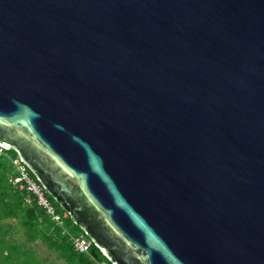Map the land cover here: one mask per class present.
I'll list each match as a JSON object with an SVG mask.
<instances>
[{
  "label": "water",
  "instance_id": "1",
  "mask_svg": "<svg viewBox=\"0 0 264 264\" xmlns=\"http://www.w3.org/2000/svg\"><path fill=\"white\" fill-rule=\"evenodd\" d=\"M0 148L110 264H264V0H0Z\"/></svg>",
  "mask_w": 264,
  "mask_h": 264
},
{
  "label": "trees",
  "instance_id": "2",
  "mask_svg": "<svg viewBox=\"0 0 264 264\" xmlns=\"http://www.w3.org/2000/svg\"><path fill=\"white\" fill-rule=\"evenodd\" d=\"M15 158L17 155L14 151H3L0 155V264H35L29 249H22L10 240V220H15L22 226L26 242L40 240L48 248L55 250L58 258L66 264H99L102 263L100 259L110 264L94 245L89 255L75 252L71 242L61 235L59 228L55 227L44 210L37 205L33 196H30L31 203L25 201L28 193L9 182V177L16 175L10 166V161ZM31 177L36 180L32 173ZM46 196L49 195L46 193ZM48 199L57 210L60 209L50 196ZM67 228L71 233H74L75 229L79 230L69 218Z\"/></svg>",
  "mask_w": 264,
  "mask_h": 264
},
{
  "label": "built area",
  "instance_id": "3",
  "mask_svg": "<svg viewBox=\"0 0 264 264\" xmlns=\"http://www.w3.org/2000/svg\"><path fill=\"white\" fill-rule=\"evenodd\" d=\"M3 149L0 148V155L3 154ZM10 166L16 173L14 176L9 177V182L18 187L20 190H25L28 193V197L25 200L28 204L32 202L30 196H33L34 201L39 207H41L45 214L51 219L55 227L59 228L62 236H66L71 242L75 252L79 254L89 255L92 247L91 240L83 233H71L65 222L69 216L62 210L59 212L57 208L50 202L46 196V192L43 187L31 177L28 167L20 161L19 158L12 159Z\"/></svg>",
  "mask_w": 264,
  "mask_h": 264
},
{
  "label": "rangeland",
  "instance_id": "4",
  "mask_svg": "<svg viewBox=\"0 0 264 264\" xmlns=\"http://www.w3.org/2000/svg\"><path fill=\"white\" fill-rule=\"evenodd\" d=\"M58 211L62 212L60 209ZM10 223H12V227L8 230L10 240L20 245L22 249H29L35 264H66L63 260L58 258V253L55 250L48 248L40 240L29 243L26 242L25 232L22 226L15 220H10ZM77 232H79V230L75 229L74 233ZM100 260L102 263L99 264H108L105 260Z\"/></svg>",
  "mask_w": 264,
  "mask_h": 264
},
{
  "label": "crops",
  "instance_id": "5",
  "mask_svg": "<svg viewBox=\"0 0 264 264\" xmlns=\"http://www.w3.org/2000/svg\"><path fill=\"white\" fill-rule=\"evenodd\" d=\"M68 221V220H67ZM65 225L67 226V223L65 222Z\"/></svg>",
  "mask_w": 264,
  "mask_h": 264
}]
</instances>
